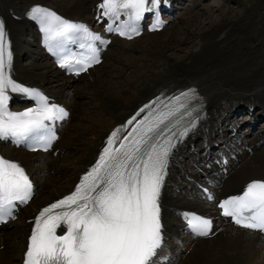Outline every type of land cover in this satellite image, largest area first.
Returning <instances> with one entry per match:
<instances>
[{"label": "bare ground", "instance_id": "obj_1", "mask_svg": "<svg viewBox=\"0 0 264 264\" xmlns=\"http://www.w3.org/2000/svg\"><path fill=\"white\" fill-rule=\"evenodd\" d=\"M100 1L0 0V18L13 54L12 78L25 87L50 95L54 102L64 104L70 111L69 119L76 117V95L81 93L79 88L88 82V88H97L93 95L98 108L87 129L86 135H91V138L87 139L80 161L70 165L67 172L59 170L58 175L63 174L61 182L50 177L49 184L55 181L50 190L44 187L41 178L44 172L58 168L56 160L43 163L39 154L6 148L5 142H0V155L19 161L31 174L37 189V196L19 209L17 222L0 225V264H20L26 238L32 229L28 220L39 208L74 191L81 178L96 163L103 149L99 148L105 146L114 129L124 125L138 109L155 98L163 100L189 89H194L199 99L200 119L196 121V127L177 144L168 163L159 198L164 246L156 264H264V235L241 230L219 218L216 202H207L200 190L201 187L210 188L218 200L237 193L250 180H264V133L253 132L259 120L264 118V18L249 17L237 8L221 9L219 16L215 13L216 17L212 10L209 14L203 11L185 20L187 27L182 30L181 38L175 36V30L168 28L170 33H167L168 30L164 29L167 24L159 34L148 35L141 46L125 48L120 46V39L112 38L114 49L105 56L110 63H116L113 71L101 73L103 70L98 72V68H94L88 72L92 78L90 82L85 79L87 76L66 77L56 69L40 48L37 35L33 36L29 46L22 45L23 36L31 27L24 16L30 6H45L55 10L65 20L90 25L99 11ZM234 1L238 3V0ZM167 4L176 5L174 8L182 7L190 13L192 11L183 0H167ZM193 6L197 5L193 3ZM201 16L205 18L201 19ZM176 19L174 23L171 20L165 22L175 26ZM255 26L259 30L253 31ZM142 37L131 44L142 41ZM188 41L193 44L189 50L183 51L179 44ZM20 49L25 53L24 58L30 60L29 63L20 61L23 53L18 54ZM172 51L180 52L172 54ZM134 52L141 53L142 57L133 60L137 62L136 66H131V72L127 73L126 67L120 63L121 57L134 59ZM143 57L149 65L145 64ZM95 83L97 87L94 88ZM66 91H73L74 96L71 94L67 98ZM9 96L12 110H20L27 105H18L15 95L9 93ZM21 96L26 98L23 94ZM244 110L252 116V120H257L249 125L253 129H248L245 135L237 131L228 136V129L232 133L233 128L241 130L246 125V120L241 117ZM86 135L80 139L83 140ZM216 143L217 147L214 146ZM63 146L58 144L55 147L58 153L68 150ZM224 156L228 157L226 174L221 172L223 165L220 160ZM217 159H220L218 164L215 162ZM186 212L212 219L211 240L193 239L182 234ZM62 232L60 228L58 234ZM13 245L15 253L11 254ZM171 253V262L161 261L163 256L169 257Z\"/></svg>", "mask_w": 264, "mask_h": 264}, {"label": "snow or ice", "instance_id": "obj_2", "mask_svg": "<svg viewBox=\"0 0 264 264\" xmlns=\"http://www.w3.org/2000/svg\"><path fill=\"white\" fill-rule=\"evenodd\" d=\"M161 3L162 0H101L98 7L100 16L111 20L106 32L132 39L140 34L137 22L146 12L157 18L150 30L162 26L158 12ZM122 13L128 20L117 23ZM28 15L42 25L49 50L61 57V67L75 64L79 66L78 75L101 62L100 46L110 42L100 33L40 6L32 7ZM6 37L0 20V139L11 137L16 143L32 145L33 151H47L57 139L54 123L67 118L68 113L49 103L38 90L12 78L13 54ZM74 43L85 50L79 58H73L68 47ZM9 90L23 93L36 106L10 111ZM196 98L194 89L165 100L157 97L114 129L96 163L74 191L44 207L35 218L24 264H156L164 246L161 188L173 150L200 119ZM32 189L23 167L0 157V222L15 218V202L28 203ZM205 193L209 200L214 199L207 190ZM218 207L236 225L264 232V181L249 182L241 194L218 202ZM184 215L195 235L212 234L211 219ZM62 225L63 234L58 235Z\"/></svg>", "mask_w": 264, "mask_h": 264}, {"label": "rangeland", "instance_id": "obj_3", "mask_svg": "<svg viewBox=\"0 0 264 264\" xmlns=\"http://www.w3.org/2000/svg\"><path fill=\"white\" fill-rule=\"evenodd\" d=\"M220 1H226V0H183V2L187 3V5H190V9L192 10L191 13H190V11L188 12L187 10H184L182 7L177 8V10H175L174 14L171 16V20L174 23V19L177 18L175 20V23L177 22L178 24L176 23L177 25L175 24V26L174 25L172 26L171 22H169L167 27L165 28V30H168V28L170 31L175 30V34H177L175 36L181 38L183 35L182 30H185L187 27L186 21H188V19H190L192 15H197L198 13L203 12V11L206 12L207 14H209L211 12V10L214 13V17L219 16L220 12H218V11L221 9L227 10V9L237 8L238 11H241L243 13L246 12L245 14L248 15L249 17L251 16V17H254L257 19H261L262 17L264 18V0H244L243 1L244 3L240 2L239 0H238V3L235 1L233 3V0H227V2H220ZM193 3H195L197 6L196 7L193 6ZM253 11H254V13H253ZM215 13H216V16H215ZM179 17H181L180 20H179ZM201 17H202L201 19L205 18L203 16H201ZM170 26H172V27L170 28ZM169 30L166 32L170 33ZM257 30H259V27H256V26L253 27V31H257ZM167 33H164L163 35H165ZM23 37H24V40L26 42L23 40L22 45H24V46L28 45L29 46V44L32 42L30 30H27V32L25 33V35ZM148 37L149 36L146 34L142 37L143 38V39H141L142 41H138L134 45L131 44L132 41H130V42H127L128 44L125 42H122L121 44H123V43L124 44L123 45L120 44V46L125 47V48H130V47L136 46V45L141 46V45H144V43L147 41ZM192 44H193L192 42L188 41L186 43H183V44L181 43L179 45H180V48L183 49V51H187L192 46ZM113 49H114V47L111 46L109 49L110 53L109 52L108 53L111 54ZM32 50H33V48H32ZM19 52L20 53L23 52L21 55L20 61L23 64L29 63L30 60H27L24 58L25 57L24 51H22V49H20V50H18V54H19ZM179 52L180 51H172L170 53L179 54ZM132 55L135 57L134 59H128L127 60L126 56L121 57L122 59H121L120 63H122V65H124V67H126L127 73L131 72V71H129L132 68L131 66H133V65L136 66L137 62H134L133 60H136L138 57H142L141 53H138V52H134V53H132ZM144 57H146V56L144 55ZM263 58H264V54H263ZM130 60L132 63L130 62ZM144 61H145L146 65H149L148 60L145 59ZM109 63H110V61L105 59L104 63L99 67V69H97V71L99 72V71L103 70V72H101V73H104L105 71H113L112 67L116 63L115 64H113V62L110 64ZM118 66H121V65L118 64ZM121 79L122 78H120V80ZM87 84H88V82L86 84H84V87L79 88L80 89L79 92H81L79 94H81V95L80 96H79V94L76 95V101L78 103L76 117H72V119L69 121V123L64 127L65 134L61 133V138H62L61 141H62V144H64L63 147H67L68 150L60 153L61 155L53 154L51 157L45 156V155L43 156V163L47 162V160H56V167H58L56 170L55 169L50 170V171L44 172L42 174V178H41L42 184L48 190L52 189V187L55 185L54 180H52V182H50V184L47 182L49 180V178L55 177L56 180H60V182H61V180L63 178V174L61 173L58 175V172H60L61 170H62V172H64V171L67 172L71 168L70 165H73V164L76 165L80 161V156L82 155V151L86 146L87 139L89 140L91 138V135H86V134L89 131V130L87 131V129H89V126L91 124V118H94V114L97 112V109H98L97 108V100H95L94 95H93L94 90L97 89V88H95V87H97V85L95 83L93 85V87L95 89H93L90 87L88 88ZM71 94H73V96H74L73 91H70V92L66 91L65 92V96L68 95L67 98ZM241 114H242L241 117L244 118L246 120V123H247L245 126H243V129H241V132L244 133V132H247L248 129H253L252 126H249L250 122H252V116H249L248 114H246L245 110L241 111ZM259 131H260V133L261 132L264 133V119H260L259 122L257 123L256 127L253 129V132H259ZM228 132H229V130H228ZM82 135H86V136H84L86 138H84L83 140L80 139L83 137ZM76 136H79V138H76ZM71 143H72V145H71ZM69 153H71V154H69ZM62 154H64V155H62ZM43 163H41V164H43ZM13 228L14 229L16 228L15 225ZM13 230H11V231H13ZM14 248H15L14 245L11 246V248H10L11 254L15 253Z\"/></svg>", "mask_w": 264, "mask_h": 264}]
</instances>
